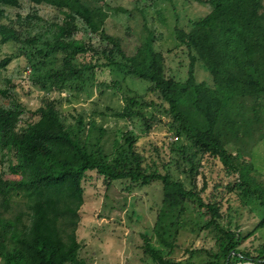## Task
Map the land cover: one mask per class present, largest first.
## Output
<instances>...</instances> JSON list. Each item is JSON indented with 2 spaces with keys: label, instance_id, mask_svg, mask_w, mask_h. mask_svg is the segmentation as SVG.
Returning a JSON list of instances; mask_svg holds the SVG:
<instances>
[{
  "label": "trees",
  "instance_id": "obj_1",
  "mask_svg": "<svg viewBox=\"0 0 264 264\" xmlns=\"http://www.w3.org/2000/svg\"><path fill=\"white\" fill-rule=\"evenodd\" d=\"M195 1L210 9L202 16L175 20L176 47L188 60L185 74L177 77L166 74V56L155 48L153 31L145 23L132 53L119 35L107 30L109 12H126L122 7L105 0H0V43L16 47L0 59V69L15 57L29 55L26 82L45 91L33 110L20 103L0 106V162L7 160L9 170L0 173V207L7 210L21 202V214L28 219L0 216V264H86L75 231L83 181L90 174L106 187L119 182L126 192L161 183L153 225L159 247L142 234L141 247L153 264H192L171 257L172 228L185 206L192 207L202 220L201 229L214 238L215 247L205 250L207 259L199 264L264 263V243L241 246V232L221 221L223 200L264 208V173L244 152L264 138V0ZM24 5L25 14L20 12ZM38 6L52 11L49 21L39 15ZM7 8L17 12L12 16ZM77 21L85 32L81 37L75 36ZM199 63L209 82L196 78ZM106 70L114 76L110 83L98 78ZM127 77L147 82L161 102L121 85ZM89 80L121 90L123 105L112 115L138 124L142 133L159 122L144 108L161 109L176 136L169 142L167 160L158 162L137 151L133 130L122 132L121 142L115 140L110 157L100 141L105 128L86 120L82 112L61 114L49 92H81ZM95 129L98 138L91 147L89 136ZM205 155L216 158L231 177L223 186L224 198H204L193 182ZM173 167L184 177L173 173ZM188 252L193 256L196 251Z\"/></svg>",
  "mask_w": 264,
  "mask_h": 264
},
{
  "label": "rangeland",
  "instance_id": "obj_2",
  "mask_svg": "<svg viewBox=\"0 0 264 264\" xmlns=\"http://www.w3.org/2000/svg\"><path fill=\"white\" fill-rule=\"evenodd\" d=\"M105 1L111 7L126 9V12L111 10L106 20V28L120 36L123 47L128 53H132L138 46L144 35L143 24L145 23L153 31L155 48L163 51L166 56V74L172 73L177 77L185 74L188 60L186 54L176 47L173 37L175 20L177 16L182 19L181 22L185 20H183L184 17L202 16L209 11L208 4L195 0H190V4L183 3L181 0ZM24 6L20 12L25 14L28 10L26 5ZM36 8L39 15L44 17L45 22L49 21L47 19L52 15V11L46 6ZM7 11L12 16L17 12L13 8H7ZM76 26L78 32L75 36L81 37L85 33L83 26L79 21L76 22ZM15 48L13 43H0V59L12 54ZM168 50L171 51L168 52ZM28 57L29 55L15 57L3 69H0V106L6 108L13 103H20L32 110L39 106L40 98L45 91L31 87L30 83L26 82L28 71L25 66ZM195 72L198 80L210 81V75L200 63L196 65ZM98 78L110 83L114 76L106 70ZM121 85L138 92L147 100L161 102L158 95L148 89L147 82L127 77ZM49 94L51 98H56L58 101V108L62 115L69 111L82 112L86 120L92 119L97 126L105 128L106 132L100 141L108 155L113 154L115 140L121 139V133L133 130L137 151L149 157L148 159L153 158L158 162L161 161L160 158L167 160L168 145L170 140L175 139V133L170 129L168 117L154 105L146 106L144 110L147 115L156 114L159 122L155 123L149 132L142 133L138 129V124L135 127L129 121L112 115L113 111L119 110L123 105V93L112 85L98 87L92 80H89L81 92L70 89L63 92L54 90ZM97 138L98 130L95 129L89 136L91 147L95 145ZM121 141L122 139L119 142ZM227 147L231 152H236L237 148L233 144H227ZM244 152L254 167L264 173V138ZM7 165V160L4 164L0 162V173L9 171ZM172 171L179 174L181 178L184 177L174 167ZM230 180L231 177L219 161L205 155L201 159V166L193 182L198 190L201 189L202 196L207 199L212 195L225 196L223 186ZM83 185L85 188L83 203L79 210L80 219L75 232L77 239L82 243L79 254L86 260V264H153L151 258L143 252L141 247L142 234L150 237L153 244L159 247L154 238L153 225L162 198L161 183L153 182L126 192L119 182L106 187L100 178L90 174L83 181ZM24 210L21 202L14 203L7 210L0 207V216L14 219L16 215H20L21 219L27 222V215L21 214ZM221 212L222 223L240 231L244 236L241 246L264 243V224L260 225L264 220V208L258 203L244 207L233 201L228 203L223 200ZM201 225L202 220L192 207H183L177 226L172 228L174 249L171 257L173 260L199 264L207 259L205 250L214 248L215 243L212 234L202 230ZM257 226L260 227L257 228ZM189 250L196 252L190 256ZM232 264L255 263L236 261ZM258 264L264 263L259 262Z\"/></svg>",
  "mask_w": 264,
  "mask_h": 264
},
{
  "label": "built area",
  "instance_id": "obj_3",
  "mask_svg": "<svg viewBox=\"0 0 264 264\" xmlns=\"http://www.w3.org/2000/svg\"><path fill=\"white\" fill-rule=\"evenodd\" d=\"M26 70H27V71H28V73H29V71H30V70H29V69H26ZM175 139H176V136H175Z\"/></svg>",
  "mask_w": 264,
  "mask_h": 264
}]
</instances>
